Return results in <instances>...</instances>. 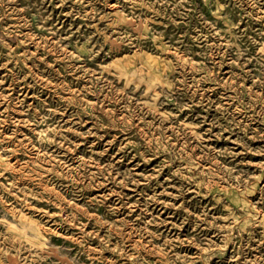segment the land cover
<instances>
[{"label": "rangeland", "instance_id": "1", "mask_svg": "<svg viewBox=\"0 0 264 264\" xmlns=\"http://www.w3.org/2000/svg\"><path fill=\"white\" fill-rule=\"evenodd\" d=\"M0 264H264V0H0Z\"/></svg>", "mask_w": 264, "mask_h": 264}]
</instances>
